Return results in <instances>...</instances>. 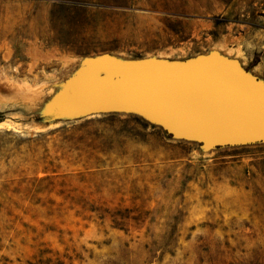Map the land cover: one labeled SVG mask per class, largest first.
Masks as SVG:
<instances>
[{"label": "rangeland", "instance_id": "1", "mask_svg": "<svg viewBox=\"0 0 264 264\" xmlns=\"http://www.w3.org/2000/svg\"><path fill=\"white\" fill-rule=\"evenodd\" d=\"M212 47L264 77V0H0V264H264V143L28 123L82 55Z\"/></svg>", "mask_w": 264, "mask_h": 264}, {"label": "water", "instance_id": "2", "mask_svg": "<svg viewBox=\"0 0 264 264\" xmlns=\"http://www.w3.org/2000/svg\"><path fill=\"white\" fill-rule=\"evenodd\" d=\"M109 114L137 118L198 153L260 144L264 77L216 47L184 57L85 54L48 86L28 123L44 128Z\"/></svg>", "mask_w": 264, "mask_h": 264}]
</instances>
